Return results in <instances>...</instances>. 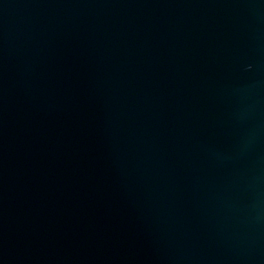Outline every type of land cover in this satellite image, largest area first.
Instances as JSON below:
<instances>
[{"label":"water","instance_id":"1","mask_svg":"<svg viewBox=\"0 0 264 264\" xmlns=\"http://www.w3.org/2000/svg\"><path fill=\"white\" fill-rule=\"evenodd\" d=\"M0 264H264V0H0Z\"/></svg>","mask_w":264,"mask_h":264}]
</instances>
